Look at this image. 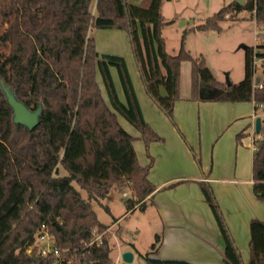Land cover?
Wrapping results in <instances>:
<instances>
[{
  "label": "trees",
  "instance_id": "trees-1",
  "mask_svg": "<svg viewBox=\"0 0 264 264\" xmlns=\"http://www.w3.org/2000/svg\"><path fill=\"white\" fill-rule=\"evenodd\" d=\"M241 11L252 12L257 26L264 27V0H246L244 5L231 2L194 29L220 32V23ZM169 23L163 0H0V91L3 83L30 110L42 106L40 122L30 130L14 122L13 109L0 92V107L7 106V121L0 123V264H115L112 233L103 236L101 246L89 245L95 234L109 229L92 201L106 200L114 187L127 185L135 195L126 203L132 211L138 204L145 208L144 201L156 190L149 179L153 158L147 166L140 164L135 138L119 117L141 133L148 154L150 145L163 138L144 118L126 59L100 54L96 30L129 34L146 93L175 127L184 61L192 67L193 99L205 85L217 90L218 102L264 106V70L262 88H254L253 48L246 49L244 79L227 85L216 79L204 56L195 58L185 49L184 38L177 54L167 52L163 30ZM257 146L254 192L264 201V134ZM200 187L225 240V264H264V221H251L250 259L245 263L212 186L201 182ZM43 225L59 257L27 252L36 247ZM159 243L158 236L142 255L147 264H192L151 258Z\"/></svg>",
  "mask_w": 264,
  "mask_h": 264
},
{
  "label": "crops",
  "instance_id": "crops-1",
  "mask_svg": "<svg viewBox=\"0 0 264 264\" xmlns=\"http://www.w3.org/2000/svg\"><path fill=\"white\" fill-rule=\"evenodd\" d=\"M140 1L136 0L137 3ZM231 2L234 0L221 8ZM95 39L100 54H114L126 59L144 118L163 138L150 145L144 159L146 148L141 133L119 117L123 128L135 138L134 148L140 164L147 166L151 163L150 156L153 158L149 179L156 190L144 202L156 209L163 233L151 258L185 260L192 264H225V240L200 187L201 182H207L215 192L243 262L247 263L251 221H264V202L254 192V152L250 147L259 104L218 102L216 94L209 92L210 88L205 85H202L199 97L193 99L192 67L188 68L183 62L180 100L174 111L175 127L146 93L129 34L117 29H100L95 32ZM115 71L112 68L120 98L125 101ZM97 79L108 101L100 74ZM188 81L190 89L187 88ZM195 109L200 116L196 115ZM240 134L243 137L238 139ZM125 251L134 253L131 264H147L141 253L137 262L133 249L120 250L113 256L115 263L118 264Z\"/></svg>",
  "mask_w": 264,
  "mask_h": 264
},
{
  "label": "rangeland",
  "instance_id": "rangeland-1",
  "mask_svg": "<svg viewBox=\"0 0 264 264\" xmlns=\"http://www.w3.org/2000/svg\"><path fill=\"white\" fill-rule=\"evenodd\" d=\"M230 1L232 0H164L163 3V14L167 22H170L163 30L167 52L172 55L177 54L184 38L185 49L195 58L204 56L216 79L227 85L228 82L238 84L244 79L245 47L257 49V46L262 45L261 39L257 40L256 33H259L264 27L257 26L252 18V12L249 11H241L232 19H229L228 16L220 23V32L196 31L194 27L203 24L208 16H212ZM133 2L135 3L136 0ZM4 31L5 26L1 33ZM260 38H264V34L260 33ZM184 62L190 68L191 63ZM131 67L133 70V66ZM256 77H263L261 67L257 71ZM187 88L190 89L189 81ZM209 90L213 95L217 93L216 89L210 88ZM0 92L7 102L4 91ZM197 109H195V113L200 116ZM257 118H261L264 130V106L262 104H259L253 122ZM6 121L7 106L4 105L0 107V123L3 124ZM251 128L252 124L250 130H252ZM147 155L146 151L143 158L146 159ZM62 173L66 174L64 171ZM74 186L87 198L84 190L79 188L76 183ZM124 193H128V197H125ZM133 194L134 192L127 185L116 186L110 192L108 199L100 202L92 201V206L100 222L112 226L110 243L111 246H115L113 256H116L120 250L133 249L138 262L140 253L146 254L151 250L152 245L156 244L157 237L159 236L161 239L163 226L156 209L151 204L146 205L143 209L138 204L134 210L128 211L126 203L129 200H134ZM106 206L110 211L106 210ZM118 264H124L123 260L119 259Z\"/></svg>",
  "mask_w": 264,
  "mask_h": 264
},
{
  "label": "built area",
  "instance_id": "built-area-1",
  "mask_svg": "<svg viewBox=\"0 0 264 264\" xmlns=\"http://www.w3.org/2000/svg\"><path fill=\"white\" fill-rule=\"evenodd\" d=\"M228 17V16H227ZM260 33L264 34V28L261 29V31L259 33H256V38L257 40L261 39V44L257 46V49H254V88H262V82H261V78H257L256 77V73L259 70V68L261 67L262 70H264V58L260 56L261 52L264 53V38H260ZM259 79V82H256V80ZM252 133L250 135V139H251V143H250V147L252 149V151L255 153V151L258 149L257 146V141L261 140L263 138V134H264V130L262 131V133L257 134L255 132V122H253V128H252ZM125 197H128V193H124ZM133 196H135L133 194ZM135 199V197H134ZM107 232H111V228H109L107 231L102 232V233H98L95 234L94 238L92 239V241L90 242L89 245H97V246H101L103 244V236L107 233ZM37 241H36V247H30L27 252L29 254H32L34 252L44 255V256H48V255H52L55 257H59V251L54 248V241L52 236L50 235V233L48 232L47 228L45 225L42 226V228L40 229V231L37 233V237H36ZM117 264V263H115Z\"/></svg>",
  "mask_w": 264,
  "mask_h": 264
},
{
  "label": "water",
  "instance_id": "water-1",
  "mask_svg": "<svg viewBox=\"0 0 264 264\" xmlns=\"http://www.w3.org/2000/svg\"><path fill=\"white\" fill-rule=\"evenodd\" d=\"M234 2L238 3L239 5H244L246 0H234ZM247 48L248 47H245V49ZM256 82H259V79H257ZM230 84L231 83L228 82V85ZM1 87L6 95L9 105L13 109L14 122L16 124L24 125L30 130L35 129L40 122L42 106H40L37 110L32 111L23 102L19 101L15 97L13 91L10 88H8L5 84L2 83ZM262 131H263V122L261 118H257L255 120V132L257 134H260L262 133ZM121 257H122V260L128 264H131L134 261V253L132 251L123 252Z\"/></svg>",
  "mask_w": 264,
  "mask_h": 264
}]
</instances>
